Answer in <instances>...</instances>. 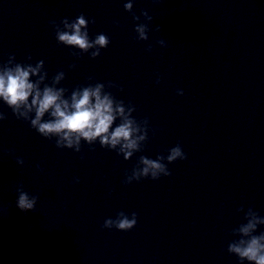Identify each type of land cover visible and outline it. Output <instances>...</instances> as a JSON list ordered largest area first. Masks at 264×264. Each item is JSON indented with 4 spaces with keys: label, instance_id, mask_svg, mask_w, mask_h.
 <instances>
[{
    "label": "clouds",
    "instance_id": "1",
    "mask_svg": "<svg viewBox=\"0 0 264 264\" xmlns=\"http://www.w3.org/2000/svg\"><path fill=\"white\" fill-rule=\"evenodd\" d=\"M124 9L132 13L134 21L140 20V17L133 13V0H128L124 4ZM141 15L147 22L153 19L146 11H142ZM147 22L135 25L136 40L149 39ZM89 23L95 21H89L83 14L74 20L64 18L59 23L55 20L50 21L58 44L78 49V52L72 53L76 58L88 53L95 59L101 55V49L108 47L110 39L103 33L90 39ZM155 30L160 31V26L158 25ZM158 43L161 46L165 44L163 40H159ZM151 50L152 47L149 45L146 51ZM28 59L31 60V57ZM69 67L75 68L76 65L72 64ZM64 79L65 72L61 70L48 82V72L44 68L43 60H39L35 65L24 64L15 62V56H9L7 63L0 66V100L12 110L18 120L29 122L39 135L50 140L55 138L57 148L80 152L82 141L90 146L99 141L102 148L116 151L125 161L143 150L148 140L149 121L147 118L138 121L133 116L136 111L134 105L131 103L126 105L123 100H117L111 91L106 90L116 85L112 82H108L107 85L97 82L94 85L78 86L66 96L68 89L58 87ZM91 79L89 77V80ZM156 83H160L159 77ZM177 95H183V90L178 89ZM6 118L4 113H0V120ZM117 121L119 123H116ZM8 151L11 154V150ZM186 159L187 155L179 143L168 150L166 157L158 155L156 159H151L142 155L131 174H126L123 183L131 184L145 178L158 180L161 176L168 177L171 175L168 164ZM16 163L23 165L24 161L16 158ZM75 182L79 183V180ZM17 192L18 209L22 212L35 211L38 197L30 196L23 190L22 185ZM237 212L244 213L243 219L246 223H241L232 230L231 234L238 239L228 243V253L236 256L239 264H244L245 261L248 264H264V231L256 234L258 227L264 226V217L251 207L245 211L241 206ZM137 215L136 212L129 215L120 211L115 219H105L102 228L130 231L137 224Z\"/></svg>",
    "mask_w": 264,
    "mask_h": 264
}]
</instances>
